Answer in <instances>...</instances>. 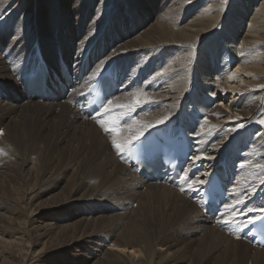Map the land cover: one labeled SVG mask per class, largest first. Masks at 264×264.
Listing matches in <instances>:
<instances>
[{
	"label": "bare ground",
	"instance_id": "1",
	"mask_svg": "<svg viewBox=\"0 0 264 264\" xmlns=\"http://www.w3.org/2000/svg\"><path fill=\"white\" fill-rule=\"evenodd\" d=\"M87 1L90 4L84 8L82 5L86 1L81 5L75 0L69 10L66 0H60V9L53 12L47 0H33L29 8L28 0H0V103L3 106L4 102L27 106L66 104L68 108L60 109V117L68 115L79 126L87 127L84 130L94 137V148L97 152L102 150L106 172L117 182L140 189L136 191L145 190L147 195L173 205L179 214L196 218L209 239L220 241L226 256L237 257L242 253L251 257L250 264H264V249L253 244L248 235L240 236L244 228L264 215L261 210L264 209V139L248 137V132L255 129L264 134V90H261L264 86V0H165L156 13L143 7L142 0ZM95 1L101 2L99 11L90 7ZM15 2L19 6L9 10V5ZM141 17L147 18L146 23L128 30L124 19L135 25ZM35 22L34 28L29 27V23ZM3 28L10 29L8 37L1 33ZM239 30L245 36L240 44L236 38ZM119 31L126 32L128 37L118 39ZM105 52L107 55H103ZM40 54L50 67H58L62 56L71 70L79 68L84 58H89L92 69L90 67L83 85L65 99L56 103L34 100L24 92L22 81ZM109 67L119 73L120 89L94 117H90L75 98ZM242 77L241 82L239 78ZM137 94H141V99L147 97L155 102L142 103L129 114L127 108L115 107L132 104ZM200 94H205L207 105L218 98L226 101L230 95L233 97L230 107L207 108L205 114L203 106L189 110L195 104L191 101L194 98L201 105ZM241 103L243 106H239ZM107 108L112 110L106 112ZM103 113L108 115L103 118L104 122L101 120L99 130L96 123ZM114 115L121 129L119 134L105 130L110 116ZM123 117L125 122L119 126ZM161 120L164 123H158ZM229 124L233 126L232 131ZM142 127L144 137L159 129L171 136L183 133L190 141L191 162L178 184L149 182L129 164V149L138 141L126 145L122 153L114 146V139L126 143ZM104 133L109 135L105 137ZM247 140L250 141L249 149L240 154L238 146L242 143L246 148ZM116 165L119 168L112 169ZM221 165L226 169L228 166L233 182L229 185L227 203L214 218L205 211L200 188ZM190 171L196 173L192 179L187 178ZM127 232L130 237L137 236L133 229ZM234 234L237 237H231ZM128 244L122 241L117 247L113 246L112 251L130 252L135 262L140 249L127 250ZM0 247L8 249L9 246L0 241ZM150 248L144 253L146 256L143 254L149 260L154 255ZM32 259L29 257L30 261Z\"/></svg>",
	"mask_w": 264,
	"mask_h": 264
},
{
	"label": "rangeland",
	"instance_id": "2",
	"mask_svg": "<svg viewBox=\"0 0 264 264\" xmlns=\"http://www.w3.org/2000/svg\"><path fill=\"white\" fill-rule=\"evenodd\" d=\"M32 1L28 0V8L32 7ZM47 1L53 12L60 9V0ZM142 1L143 7L153 13L162 9L165 2ZM74 2L66 0V8L70 10ZM83 2L79 0L84 8L90 4L87 0ZM100 5L101 2L95 1L90 7L99 11ZM18 6L15 2L9 5V10ZM23 11L22 8V18ZM139 21L133 25L132 21L124 19L128 30L146 23L147 18L141 17ZM35 26L36 22L29 23V27ZM25 29L32 31V28ZM1 33L8 37L10 29L6 31L3 28ZM127 37L126 32H117L118 39ZM236 38L238 43L245 38L241 30ZM244 77L239 80L242 82ZM257 81L261 82L260 79ZM204 96H199L201 105L197 104L196 98L192 99L196 105L192 104L189 110L203 106L207 114V108L226 109L233 97L230 95L227 102L218 98L207 105ZM219 102L223 106L218 105ZM242 103L239 106H243ZM4 104L0 103V241L6 242L9 247H0V264H134L141 259V264L251 263V257L242 253L237 257L226 256L220 241L209 239L196 218L181 215L162 198L149 196L145 190L131 189L110 176L103 165L102 150L96 151L94 137L84 130L87 127L79 126L68 115L60 117V109L68 108L66 104ZM138 112L132 116L136 117ZM107 115L103 113L98 118L100 122L96 124L99 130ZM113 121H118L116 115L110 116L108 128L112 127ZM123 122L124 117L119 126ZM228 127H232V131L233 126L229 124ZM260 133V130H250L248 137L264 139V134ZM249 142L247 140L246 148L242 143L238 146L240 154L249 149ZM118 168L116 165L112 169ZM130 229L137 233L136 237L128 235ZM231 237L237 236L234 234ZM122 241L129 243L125 246L127 250L133 248L143 252H138L137 257L135 255V262L131 260L130 252L120 254L112 251L113 246L117 247ZM149 248L154 253L153 260L145 257L144 253ZM147 255L150 257L149 252Z\"/></svg>",
	"mask_w": 264,
	"mask_h": 264
},
{
	"label": "snow or ice",
	"instance_id": "3",
	"mask_svg": "<svg viewBox=\"0 0 264 264\" xmlns=\"http://www.w3.org/2000/svg\"><path fill=\"white\" fill-rule=\"evenodd\" d=\"M154 102L155 101H151L147 97H144L143 99H141V94H137L134 97L132 104H121V105H116L115 107L120 108V109L127 108L129 110V112H131L132 110H134V107H139L142 103H154ZM111 110H112L111 108H107L106 112H110ZM165 119H167V118H165ZM134 123H139V122L134 121ZM158 123H164V121L161 120V121H158ZM102 126H103V124H102ZM145 127H150V126H145ZM105 130L113 132V133H117V134H119V132L121 131V129L117 126L115 121L112 122L111 128L106 127ZM144 135H145V130H144V127H142L140 129L136 130L135 135L131 139L126 141V143H119L114 139L113 144L116 147V149L122 153L125 150L126 145H131L133 140L140 141L144 137ZM261 210L264 211V209H261Z\"/></svg>",
	"mask_w": 264,
	"mask_h": 264
}]
</instances>
